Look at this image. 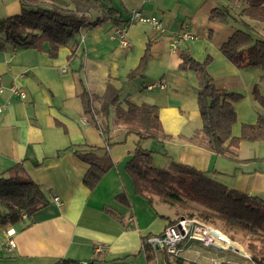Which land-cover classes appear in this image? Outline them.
<instances>
[{"label":"crops","instance_id":"0c3cea01","mask_svg":"<svg viewBox=\"0 0 264 264\" xmlns=\"http://www.w3.org/2000/svg\"><path fill=\"white\" fill-rule=\"evenodd\" d=\"M39 1L44 7L58 6L56 0ZM108 1L110 7L105 10L109 16L101 12V17L94 19L85 13L90 20H104L108 26L103 27V22L80 29L66 45L58 48L55 56H50L47 50L24 47L7 46L0 50V85L4 87L0 106H5L0 113V176L20 164L48 201L47 206L33 214L29 227L22 228L21 223L0 226V264H55L61 259L84 264H178L176 258L183 264H198L199 259L212 264L213 257L224 252L242 255L254 264L233 240L231 246L220 245L221 249H216L198 240L184 239L178 257L155 249L154 259L148 261L142 246L144 238L159 235L169 220H193L223 230L217 223L184 217L178 210L158 203L152 208L147 200L134 193L125 172V165L139 143L142 149L151 152L152 165L156 168L166 169L171 162L186 165L229 190L258 196L264 201V152H260V146L264 148V145L249 142L256 144L252 154L241 155V142L229 158L191 143L188 138L201 128L199 112L190 106L197 89L192 74L177 71L182 50L196 60L210 55L212 62L207 70L213 84L226 92L239 93L230 81L235 79L238 86L243 84L247 68L235 67L219 51L235 25L208 20L213 8L226 7L234 12L239 6L231 7L225 0H201L188 18H182L185 23L180 22V30L172 28L173 23H167L166 30L158 14L169 9L168 0H118L117 6ZM21 2L0 0V21L19 15ZM132 10L159 19L164 33L155 32L148 24L130 23ZM116 26H126L128 48H122L110 38ZM183 31L193 33L194 39L172 46L174 35ZM147 42H151V47L146 68L129 81L127 74L137 66ZM159 81L164 89L145 88ZM108 83L121 91L126 89L122 100L156 105L163 132L172 138L140 139L136 134H127L114 125L112 114L103 133V120L84 112L79 95L86 91L90 96L101 97ZM10 86L22 91L25 98L11 95L7 90ZM170 86L185 92L179 106L172 103L178 95L168 89ZM242 101L231 103L238 123H255L257 116L264 113L254 107L245 111L244 103L239 110ZM92 105L98 108L99 102L94 100ZM240 129L235 124L231 135L238 136ZM145 140H151L146 141L148 148L142 147ZM80 154L99 163L106 159L111 162V168L93 190L83 183L89 165ZM119 196L122 197L117 199ZM53 197H58L60 204ZM8 230L14 231L12 250L6 246ZM191 255L195 262L189 261ZM221 264L239 263L228 258Z\"/></svg>","mask_w":264,"mask_h":264},{"label":"trees","instance_id":"16d2710c","mask_svg":"<svg viewBox=\"0 0 264 264\" xmlns=\"http://www.w3.org/2000/svg\"><path fill=\"white\" fill-rule=\"evenodd\" d=\"M97 0H71L72 8L51 5L44 7L39 0H22L21 13L0 21V50L7 46L47 50L50 56L57 54L60 46L66 45L80 29L95 27L104 20H90L85 15L95 8ZM235 7L232 12L226 7H216L208 13V20L234 27V24L251 25L264 30V0H225ZM117 24V23H116ZM47 46V49H45ZM151 42L139 59L137 66L127 74L131 80L145 70L150 57ZM220 53L237 68H256L264 81V39H253L250 33L234 28L231 36L219 47ZM180 63L177 71L194 75L197 93L196 104L201 119V128L188 140L196 146L214 154L231 158L233 151L243 141L264 142V114L257 116L255 123L242 124L238 136L231 135L237 114L231 103L242 96L236 92H226L217 88L207 68L212 57L196 60L189 52H179ZM121 90L108 83L104 94L95 98L83 91L79 96L83 110L93 118L99 116L105 127L110 115L114 125L127 134H136L140 139H164L172 137L163 132L159 121L158 107L149 103L134 104L126 98L120 100ZM99 102L94 108L93 101ZM263 104L264 98L256 95ZM80 158L89 165L83 178L84 185L93 190L100 178L111 168L106 159L99 163L88 155ZM125 172L132 181L134 193L154 208L158 203L177 209L184 217L196 218L204 222L217 223L230 235L237 233L246 244L250 259L254 264H264V201L229 190L223 184L211 179L205 173L186 165L171 162L166 169L152 165L151 152L136 144L133 155L125 165ZM122 196L117 197L120 199ZM44 194L26 174L20 164L13 166L7 175L0 176V226L22 224L27 228L32 224V216L47 206ZM25 214L23 219L21 216ZM168 219L164 216H159ZM176 220H169L172 225ZM143 251L148 261L154 259L155 250L144 245ZM178 264H183L176 258ZM55 264H84L75 260L61 259ZM90 264V263H85Z\"/></svg>","mask_w":264,"mask_h":264},{"label":"rangeland","instance_id":"374dc122","mask_svg":"<svg viewBox=\"0 0 264 264\" xmlns=\"http://www.w3.org/2000/svg\"><path fill=\"white\" fill-rule=\"evenodd\" d=\"M69 2H70V0H56V4L58 6L72 8V5ZM111 2L113 4V6L118 5V0H111ZM200 2H201V0H168L169 9L164 11V13L158 14V16L165 23L164 27H166V30H168L167 29L168 28L167 23H173L172 28H174V29L177 28L176 30H180V24H181L180 22L183 21L182 18L189 16L194 11L196 6ZM96 5H97L96 8H92V9L88 10V14L92 15L94 19L101 17V12H103V14L109 16V14L107 13V10H105V8L110 7L108 0H99ZM183 22L185 23V21H183ZM102 25H103V27L104 26L107 27L108 23L104 22ZM234 25L236 28L242 29V30L250 33L251 36L253 37V39H264V31L260 30V32H259V30L254 28L252 25H251V27L245 26L242 24H234ZM244 71H247V72H245L243 75L244 77H242L243 84L238 86L236 84V83H238V80L234 79V81H230L232 84L236 85V88H235V89H237L236 91L239 92V94H241L242 98L240 100L242 101L244 99L238 105V109L240 110V106L244 103L243 108L245 111H250L249 108L254 107L257 110H262V112L264 113V103L261 104L257 100H255L256 95L262 96L264 98V81H261V79H260L259 70H257L256 68H247V69H244ZM151 72L155 73L154 69H151ZM190 74H192V73H190ZM192 77L195 81L194 75ZM217 82L219 83V82H225V81H217ZM121 85H120V87H121ZM195 85H196V81H195ZM135 88H136V86H135ZM135 88L133 87V89H135ZM196 88H197V86H196ZM168 89L171 91L172 90L176 91V93L178 95V99H172V103L174 106H179L180 104H178V102L183 100L185 92L180 87L170 86ZM125 92H126V89H124L123 91L120 92L121 100L124 97ZM172 93H173V91H172ZM254 94H255V97H254ZM190 106L197 110L196 96H195L194 101L190 102ZM237 120H238V116H237ZM237 124L239 125V127L242 125V124L240 125L238 123V121H237L236 125ZM146 141H151V140L142 141V147L143 148H148L147 147L148 144L146 145ZM258 143H260L259 145H264V142H258ZM254 147H256V144L243 141L241 144V155H244V154L247 155L248 153L252 154ZM154 148H156L155 145H154ZM260 148H261L260 152H264V148H262V146H260ZM210 227L215 229V226L214 227L210 226ZM219 232H221V231H219ZM221 233H222V235L227 237L229 240L235 241V244L238 245L239 247H241L242 250H245L244 253L250 257V253H248L247 248H246V244L243 241V239L241 238L240 234L236 233L233 236V239H231L229 234H227L223 231ZM198 249L201 252H204L203 249H201V248H198ZM211 253L212 252H210V254ZM210 256H212V255H210ZM213 258H214L213 262L219 263V264L224 263L226 260H228V258L236 260L239 264H251V262L247 258L243 257L242 255H233L232 253H229V252L216 254ZM189 259H190L189 261H193L192 255L189 257ZM193 262H195V261H193ZM198 264H208V262L204 261L202 259H199Z\"/></svg>","mask_w":264,"mask_h":264},{"label":"built area","instance_id":"2783aa9c","mask_svg":"<svg viewBox=\"0 0 264 264\" xmlns=\"http://www.w3.org/2000/svg\"><path fill=\"white\" fill-rule=\"evenodd\" d=\"M149 1V0H147ZM130 23H144L152 27V29L157 33H164V27L162 22L155 17L144 16L139 10H132L130 13ZM194 34L189 31H183L174 35L172 40V46H176L177 43L181 41H187L194 39ZM112 40L118 42L122 48H128L130 46L129 40L127 39V28L126 26H116L112 30L110 37ZM147 90H152L154 88L164 89L165 86L160 81L145 87ZM8 92L11 95L17 96L21 99L25 98V94L14 86L8 87ZM4 92V87L0 85V94ZM5 109V106H0V113ZM53 201L56 204H60L58 197H53ZM25 217V215H23ZM129 220H133L131 217ZM8 239L6 240V246L8 250H12L14 247V242L12 236L14 234L13 230H8ZM184 239L198 240L205 245L211 246L216 249H221L222 247L231 246V241L222 235L217 229L212 227L203 226L198 224L193 220L179 219L172 225H167L164 230L156 236L145 237L142 246L148 245L152 249H162L167 254L178 257L179 245ZM216 264V263H212Z\"/></svg>","mask_w":264,"mask_h":264}]
</instances>
